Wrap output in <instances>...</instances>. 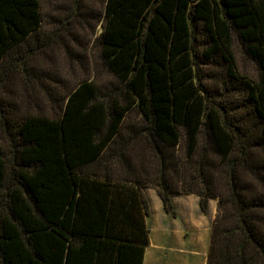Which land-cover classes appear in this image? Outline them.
Masks as SVG:
<instances>
[{
	"label": "trees",
	"instance_id": "16d2710c",
	"mask_svg": "<svg viewBox=\"0 0 264 264\" xmlns=\"http://www.w3.org/2000/svg\"><path fill=\"white\" fill-rule=\"evenodd\" d=\"M104 3L117 84L81 80L51 115L0 97V264H143L145 187L174 215L175 193L205 213L218 198L207 264H264V0ZM42 23L39 0H0V71L26 65ZM205 65L238 104L214 99Z\"/></svg>",
	"mask_w": 264,
	"mask_h": 264
},
{
	"label": "rangeland",
	"instance_id": "374dc122",
	"mask_svg": "<svg viewBox=\"0 0 264 264\" xmlns=\"http://www.w3.org/2000/svg\"><path fill=\"white\" fill-rule=\"evenodd\" d=\"M39 2L42 27L24 47L27 49L24 53L26 65L22 68L5 67L0 71L2 77L7 73L6 83L0 87V97L15 101L22 110L51 115L58 110L67 91L81 80H93L103 88H111L117 82L100 63L96 47V38L103 31L100 18L104 0ZM235 50L238 71L250 79H257L255 64L239 48ZM24 66L31 68L30 75L26 74ZM204 69L210 88L218 91L212 93L214 99L225 103L234 100L238 104L237 95L228 97L221 93L222 82L209 75L212 66L205 65ZM3 137L0 135L2 142ZM217 207L218 198L211 199L206 212L209 222L212 208L217 210Z\"/></svg>",
	"mask_w": 264,
	"mask_h": 264
},
{
	"label": "crops",
	"instance_id": "0c3cea01",
	"mask_svg": "<svg viewBox=\"0 0 264 264\" xmlns=\"http://www.w3.org/2000/svg\"><path fill=\"white\" fill-rule=\"evenodd\" d=\"M144 193L150 204V244L143 264H207L216 208L209 222L199 195L175 193L174 215L166 211L156 188L145 187Z\"/></svg>",
	"mask_w": 264,
	"mask_h": 264
}]
</instances>
